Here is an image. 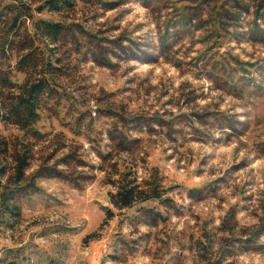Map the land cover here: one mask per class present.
<instances>
[{
	"label": "rangeland",
	"instance_id": "374dc122",
	"mask_svg": "<svg viewBox=\"0 0 264 264\" xmlns=\"http://www.w3.org/2000/svg\"><path fill=\"white\" fill-rule=\"evenodd\" d=\"M49 1L0 0V264H264V0Z\"/></svg>",
	"mask_w": 264,
	"mask_h": 264
},
{
	"label": "trees",
	"instance_id": "16d2710c",
	"mask_svg": "<svg viewBox=\"0 0 264 264\" xmlns=\"http://www.w3.org/2000/svg\"><path fill=\"white\" fill-rule=\"evenodd\" d=\"M72 0H50L48 2L49 5H51V8L53 11H59V7L64 6H71ZM61 7V8H62ZM15 25V22L12 24ZM46 32L48 35H54V37H57L61 33V27L60 25L56 24H45ZM51 32V34H50ZM52 37V36H51ZM30 67L36 69L37 63L35 61H30ZM45 66V65H44ZM29 68V71L31 70ZM45 75H43L42 80L35 81L31 85H22L20 87V92L18 96L12 98L11 104H3L4 109L10 114V116L16 117V124L21 126L22 128H26L37 119L36 110L39 105L40 97L42 94H45V88L48 84L45 79ZM1 84V83H0ZM26 84V83H25ZM46 84V85H45ZM7 99V98H6ZM8 100V99H7ZM11 105V106H10ZM119 194L120 198H125L128 200H124L126 202H122L123 206H127L131 203V199H133L134 192L133 190L123 191L121 190ZM121 198V199H122Z\"/></svg>",
	"mask_w": 264,
	"mask_h": 264
}]
</instances>
